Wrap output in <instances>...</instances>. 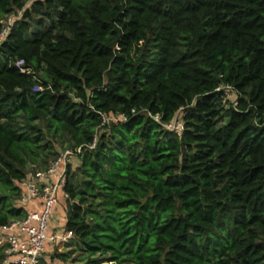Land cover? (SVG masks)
I'll list each match as a JSON object with an SVG mask.
<instances>
[{
	"label": "trees",
	"instance_id": "trees-1",
	"mask_svg": "<svg viewBox=\"0 0 264 264\" xmlns=\"http://www.w3.org/2000/svg\"><path fill=\"white\" fill-rule=\"evenodd\" d=\"M19 15L0 43V228L26 216L28 173L81 148L73 237L41 262L264 264V0H0V31Z\"/></svg>",
	"mask_w": 264,
	"mask_h": 264
},
{
	"label": "built area",
	"instance_id": "built-area-1",
	"mask_svg": "<svg viewBox=\"0 0 264 264\" xmlns=\"http://www.w3.org/2000/svg\"><path fill=\"white\" fill-rule=\"evenodd\" d=\"M15 16H9L2 22L0 43L9 35ZM15 67L22 73H30L24 61H17ZM42 88L35 87L34 91ZM182 109L163 127L176 136L184 131ZM148 117L161 122L159 115L147 113ZM103 122L118 123L125 120L123 115H102ZM95 147V141L89 147ZM81 154V148L66 149L49 163L46 170L33 171L19 182V206L24 208L26 216L0 228V246H5L0 257V264H45L41 262L46 251L51 252L63 247L73 237L64 225L52 226L54 210L60 206V198L65 201L68 194L64 191L67 170Z\"/></svg>",
	"mask_w": 264,
	"mask_h": 264
},
{
	"label": "rangeland",
	"instance_id": "rangeland-1",
	"mask_svg": "<svg viewBox=\"0 0 264 264\" xmlns=\"http://www.w3.org/2000/svg\"><path fill=\"white\" fill-rule=\"evenodd\" d=\"M21 17V15L17 16V18H15L16 20L19 19ZM225 94H226V97L227 99L230 101V102H235L236 100V95L234 93L233 90H230V89H226L225 90ZM62 149V148H61ZM60 150V149H59ZM64 151V150H61V152ZM76 162V161H75ZM64 201L60 198V206H58L57 209L54 210V213H53V216H52V226H56V227H59L64 225L63 223H60V220H62L61 218V211L62 213L64 214V210L62 208V205H63ZM56 252H62L64 251V247H58L57 249H55ZM54 254L50 255V256H47L45 258V264H62L61 261L57 260V259H52Z\"/></svg>",
	"mask_w": 264,
	"mask_h": 264
},
{
	"label": "crops",
	"instance_id": "crops-1",
	"mask_svg": "<svg viewBox=\"0 0 264 264\" xmlns=\"http://www.w3.org/2000/svg\"><path fill=\"white\" fill-rule=\"evenodd\" d=\"M60 215H61V217H62V218H61L62 220H60V223L65 224V212H64V214H63L62 211H61V214H60Z\"/></svg>",
	"mask_w": 264,
	"mask_h": 264
}]
</instances>
